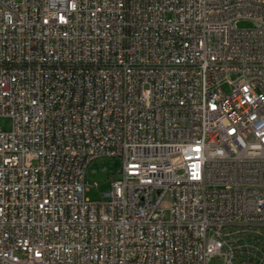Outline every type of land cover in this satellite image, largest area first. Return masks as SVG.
<instances>
[{
	"label": "built area",
	"instance_id": "2783aa9c",
	"mask_svg": "<svg viewBox=\"0 0 264 264\" xmlns=\"http://www.w3.org/2000/svg\"><path fill=\"white\" fill-rule=\"evenodd\" d=\"M0 120V264H264V0H0Z\"/></svg>",
	"mask_w": 264,
	"mask_h": 264
},
{
	"label": "rangeland",
	"instance_id": "374dc122",
	"mask_svg": "<svg viewBox=\"0 0 264 264\" xmlns=\"http://www.w3.org/2000/svg\"><path fill=\"white\" fill-rule=\"evenodd\" d=\"M239 26L248 28L252 26V23L241 21ZM0 125L7 127L8 123L0 120ZM121 168L122 161L119 158H102L94 161L87 174V196L91 199H99L101 193L110 187L109 179L119 176Z\"/></svg>",
	"mask_w": 264,
	"mask_h": 264
}]
</instances>
